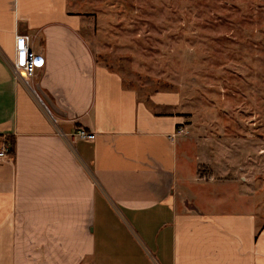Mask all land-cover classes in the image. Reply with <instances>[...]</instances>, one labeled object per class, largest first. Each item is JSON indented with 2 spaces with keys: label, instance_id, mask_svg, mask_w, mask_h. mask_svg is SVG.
I'll return each instance as SVG.
<instances>
[{
  "label": "crops",
  "instance_id": "1",
  "mask_svg": "<svg viewBox=\"0 0 264 264\" xmlns=\"http://www.w3.org/2000/svg\"><path fill=\"white\" fill-rule=\"evenodd\" d=\"M67 7L0 0V151L7 138L15 150L0 157V264H264V205L248 165L237 178V137L173 95L140 101ZM16 34L42 59L29 87ZM183 122L190 134L170 139ZM78 129L95 139L64 138Z\"/></svg>",
  "mask_w": 264,
  "mask_h": 264
},
{
  "label": "rangeland",
  "instance_id": "2",
  "mask_svg": "<svg viewBox=\"0 0 264 264\" xmlns=\"http://www.w3.org/2000/svg\"><path fill=\"white\" fill-rule=\"evenodd\" d=\"M66 1L97 65L140 101L173 95L207 131L237 137V178L248 165L264 205V0Z\"/></svg>",
  "mask_w": 264,
  "mask_h": 264
},
{
  "label": "built area",
  "instance_id": "3",
  "mask_svg": "<svg viewBox=\"0 0 264 264\" xmlns=\"http://www.w3.org/2000/svg\"><path fill=\"white\" fill-rule=\"evenodd\" d=\"M42 66L41 56L37 55L30 46V37L27 35H15V59L12 63V69L15 77L20 79L26 87L30 86V80L35 76L36 70ZM189 134L186 126L180 125L176 128L174 135L169 137L186 136ZM64 138L71 142L91 141L95 139V134L89 133L83 129H78L70 136L64 135ZM9 154L8 144H4L0 151V157H7Z\"/></svg>",
  "mask_w": 264,
  "mask_h": 264
},
{
  "label": "trees",
  "instance_id": "4",
  "mask_svg": "<svg viewBox=\"0 0 264 264\" xmlns=\"http://www.w3.org/2000/svg\"><path fill=\"white\" fill-rule=\"evenodd\" d=\"M7 142L9 144V154L12 156L14 154V141L11 138H7Z\"/></svg>",
  "mask_w": 264,
  "mask_h": 264
}]
</instances>
